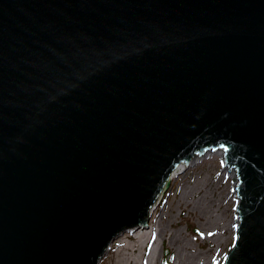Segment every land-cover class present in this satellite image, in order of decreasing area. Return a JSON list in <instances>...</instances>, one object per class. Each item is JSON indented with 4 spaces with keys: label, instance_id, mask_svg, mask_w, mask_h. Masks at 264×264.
Returning a JSON list of instances; mask_svg holds the SVG:
<instances>
[{
    "label": "water",
    "instance_id": "95a60500",
    "mask_svg": "<svg viewBox=\"0 0 264 264\" xmlns=\"http://www.w3.org/2000/svg\"><path fill=\"white\" fill-rule=\"evenodd\" d=\"M216 150L264 264V0H0V264H98Z\"/></svg>",
    "mask_w": 264,
    "mask_h": 264
},
{
    "label": "rangeland",
    "instance_id": "374dc122",
    "mask_svg": "<svg viewBox=\"0 0 264 264\" xmlns=\"http://www.w3.org/2000/svg\"><path fill=\"white\" fill-rule=\"evenodd\" d=\"M210 154L169 181L151 217L155 224L163 216L159 222L164 228L161 236L154 232L146 250L139 245L136 250L123 252L124 246L135 241L132 234L123 233L111 243L98 264H124V257L128 264H163L165 253L171 255V264L179 256L196 254V264H222L235 236L234 179L230 171L224 170L221 156ZM175 234L180 238L178 245L186 242L181 253L169 239Z\"/></svg>",
    "mask_w": 264,
    "mask_h": 264
},
{
    "label": "bare ground",
    "instance_id": "6f19581e",
    "mask_svg": "<svg viewBox=\"0 0 264 264\" xmlns=\"http://www.w3.org/2000/svg\"><path fill=\"white\" fill-rule=\"evenodd\" d=\"M210 152H207L203 155H200V156H196L194 158H192L188 163H182L180 164L176 170L172 173V175L170 176V180H172L175 176H177L178 174H180L181 172L185 171L188 167H191V166H194L196 163H198L201 159H203L204 157L208 156ZM218 154V152H217ZM211 155V154H210ZM221 155V154H220ZM224 170L227 171L226 167H224ZM228 172V171H227ZM229 175L231 177H233V173L229 172ZM233 188H234V191H233V195H235V181L233 182ZM189 192V191H188ZM189 194V193H188ZM162 196V195H161ZM236 198V197H235ZM236 200V199H235ZM159 202V200L154 204V206L150 209V212H149V219L150 221L148 220V223L146 226H143V227H139L137 229H130V230H127L125 233H129V234H132V236L134 237L135 241L132 243V244H128L127 246H124L122 249L123 252H125L126 250H136L139 245H142V249L143 250H146V245L147 242H149V240L152 238L154 232L161 236L162 235V232H164V228L163 227H160L159 226V222H160V219L163 217L162 215L159 217V219H157V221L155 222V224H153L152 220H151V217L152 215L154 214V212L156 211V209L158 208L159 205H156L157 203ZM198 203V202H197ZM198 209V208H197ZM170 224V223H169ZM220 225V224H219ZM236 225H237V222H236V219L235 221L233 222V229L236 228ZM172 226V225H171ZM204 228V227H203ZM212 230V228H211ZM180 233V232H179ZM122 235V234H121ZM120 236V235H119ZM170 242L174 245H176V248H177V251L178 253H181L185 248H186V242L185 243H182L181 245H178V242L180 241V238L178 235H173V236H170ZM182 240V239H181ZM225 240V239H224ZM185 241V240H183ZM182 242V241H181ZM180 242V243H181ZM179 243V244H180ZM216 243V242H215ZM191 246V244H190ZM110 249V247L107 249V251ZM106 251V252H107ZM140 251V250H139ZM153 254V253H152ZM198 257V254H196L195 256H188V255H185L183 257H178L177 259V262L175 264H196V262L194 261L196 258ZM123 259H125V262L124 264H128L129 260L128 258L124 257ZM144 259V258H143ZM131 260V259H130ZM199 261V260H198ZM143 262V261H142ZM200 262V261H199ZM198 264V263H197Z\"/></svg>",
    "mask_w": 264,
    "mask_h": 264
},
{
    "label": "trees",
    "instance_id": "16d2710c",
    "mask_svg": "<svg viewBox=\"0 0 264 264\" xmlns=\"http://www.w3.org/2000/svg\"><path fill=\"white\" fill-rule=\"evenodd\" d=\"M164 263L163 264H171V255L168 253H165L163 255Z\"/></svg>",
    "mask_w": 264,
    "mask_h": 264
}]
</instances>
